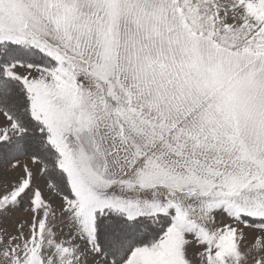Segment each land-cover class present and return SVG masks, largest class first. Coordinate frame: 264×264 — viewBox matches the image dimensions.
I'll list each match as a JSON object with an SVG mask.
<instances>
[{"label":"snow or ice","instance_id":"6c2138e0","mask_svg":"<svg viewBox=\"0 0 264 264\" xmlns=\"http://www.w3.org/2000/svg\"><path fill=\"white\" fill-rule=\"evenodd\" d=\"M0 264H264V0H0Z\"/></svg>","mask_w":264,"mask_h":264},{"label":"crops","instance_id":"0c3cea01","mask_svg":"<svg viewBox=\"0 0 264 264\" xmlns=\"http://www.w3.org/2000/svg\"><path fill=\"white\" fill-rule=\"evenodd\" d=\"M41 183H43V181H40Z\"/></svg>","mask_w":264,"mask_h":264}]
</instances>
